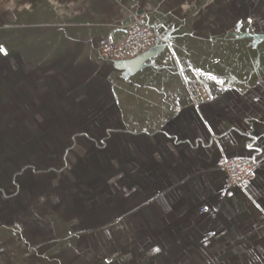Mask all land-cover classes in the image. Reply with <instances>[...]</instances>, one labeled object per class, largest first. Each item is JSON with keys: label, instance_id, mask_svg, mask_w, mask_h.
Listing matches in <instances>:
<instances>
[{"label": "crops", "instance_id": "obj_1", "mask_svg": "<svg viewBox=\"0 0 264 264\" xmlns=\"http://www.w3.org/2000/svg\"><path fill=\"white\" fill-rule=\"evenodd\" d=\"M239 3L264 0H0L12 123L104 116L105 206L121 218L107 221L104 264H264V73L234 67L239 50L264 56V35L240 32ZM131 8L171 41L173 63L165 48L133 71L101 59ZM236 155L255 157V176L223 197L218 161Z\"/></svg>", "mask_w": 264, "mask_h": 264}, {"label": "rangeland", "instance_id": "obj_2", "mask_svg": "<svg viewBox=\"0 0 264 264\" xmlns=\"http://www.w3.org/2000/svg\"><path fill=\"white\" fill-rule=\"evenodd\" d=\"M236 6L240 32L264 35V3ZM261 57L239 50L235 75H262ZM44 118L13 124L0 108V264H104L107 221L121 219L105 206L104 116L75 128Z\"/></svg>", "mask_w": 264, "mask_h": 264}, {"label": "built area", "instance_id": "obj_3", "mask_svg": "<svg viewBox=\"0 0 264 264\" xmlns=\"http://www.w3.org/2000/svg\"><path fill=\"white\" fill-rule=\"evenodd\" d=\"M161 44L165 45L161 64L167 66L175 61L171 41L163 38L155 27L147 22L145 13L131 8L124 34L121 37L113 34L103 36L99 41V53L106 62L132 60ZM9 53L7 45L0 43V55L7 57ZM218 166L225 172L220 191V195L224 197L233 186L243 184L255 176L257 161L253 155L222 156Z\"/></svg>", "mask_w": 264, "mask_h": 264}, {"label": "water", "instance_id": "obj_4", "mask_svg": "<svg viewBox=\"0 0 264 264\" xmlns=\"http://www.w3.org/2000/svg\"><path fill=\"white\" fill-rule=\"evenodd\" d=\"M165 45L161 44L158 45L151 50L143 53L139 57L132 59V60H124V61H115L113 62L114 65L118 68L125 69L127 71H133V70H138L141 67L144 66L146 61L150 59L151 57L157 56L160 52L163 51Z\"/></svg>", "mask_w": 264, "mask_h": 264}, {"label": "snow or ice", "instance_id": "obj_5", "mask_svg": "<svg viewBox=\"0 0 264 264\" xmlns=\"http://www.w3.org/2000/svg\"><path fill=\"white\" fill-rule=\"evenodd\" d=\"M155 251H157V252H158V251H159V249H155Z\"/></svg>", "mask_w": 264, "mask_h": 264}]
</instances>
